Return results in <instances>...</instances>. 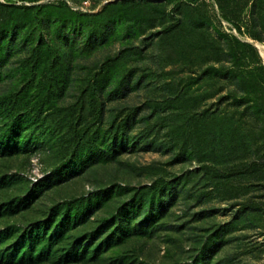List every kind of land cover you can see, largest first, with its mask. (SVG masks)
Masks as SVG:
<instances>
[{
    "label": "rangeland",
    "instance_id": "374dc122",
    "mask_svg": "<svg viewBox=\"0 0 264 264\" xmlns=\"http://www.w3.org/2000/svg\"><path fill=\"white\" fill-rule=\"evenodd\" d=\"M63 1L70 4L63 7ZM202 4L205 16L195 10ZM226 34L257 47L264 66V42L238 34L215 0H0V207L60 176L66 148L79 149V158H97L20 216H2L0 246H13L58 202L112 196L82 227L91 231L128 207L142 187L164 178L180 193L161 222L166 230L134 236L77 264H264V215L244 217L237 200H227L235 184L224 187L203 162L179 161L185 147L176 118L208 115L236 98L264 102L260 87L246 94L254 86L251 53L231 57ZM112 57L113 74L95 80ZM96 84L100 100L91 95ZM132 115L127 128L136 146L120 157L102 152L101 137L79 148L70 140L88 124L103 133ZM263 194L250 187L247 196ZM138 218L148 224L141 222L144 211Z\"/></svg>",
    "mask_w": 264,
    "mask_h": 264
},
{
    "label": "trees",
    "instance_id": "16d2710c",
    "mask_svg": "<svg viewBox=\"0 0 264 264\" xmlns=\"http://www.w3.org/2000/svg\"><path fill=\"white\" fill-rule=\"evenodd\" d=\"M215 1L222 18L231 23L238 34L264 42V0ZM61 5L66 6L67 2L63 1ZM202 7L203 4L198 5L195 10L200 16H205ZM209 18L210 16L205 17V19ZM225 36L231 57L238 61L241 59L238 52L248 50L251 58L254 59L255 68L250 73L254 86L247 87L246 94L256 93V87L264 89V66L256 48L241 42L234 35ZM33 53L39 54L37 46L34 47ZM116 61V57L106 59L95 72L94 79L102 80L110 77ZM224 70L225 68L221 66L218 72ZM232 73L230 71L229 77ZM92 88L91 95L100 100L97 84ZM119 95L124 97L125 92ZM7 109L3 110L4 114H7ZM98 113L100 115L96 117L102 118L103 112ZM69 114L66 118H69ZM6 116L11 118L9 114ZM134 117L135 115H132L116 126L113 122L103 133L99 127H95L92 123L88 124L71 133L70 140L79 148L78 146L83 143L95 145L96 139L101 137L104 147L102 152L110 158L120 157L128 149L136 146L137 138L132 137L127 128ZM175 123L178 128L176 133H180V138L178 136L177 138L183 139L182 146L185 147L179 151L181 153L179 161L203 162L201 167L208 168L207 174L219 177L224 182V187L235 184L233 189L236 193L227 200L236 199L240 207L239 213L244 217L253 214L264 215V194L259 198L247 196L250 187L264 191V102L262 99L236 98L233 102H227L223 110H215L208 115L202 113L187 116L181 120L176 118ZM2 141L10 147L15 144V142L9 143L8 139ZM78 151L79 149L76 148H66L64 150L67 155L66 163L59 169L60 176L48 182L42 190H30L26 196L16 197L2 204L0 218L20 216L31 209L45 191L62 185L74 175L91 167L97 160L90 154L85 158H79L76 155ZM197 155L200 158H197ZM51 174L53 173L49 170L47 176ZM39 183L41 181L37 182ZM178 191V184L161 178L151 185L142 187L132 196L128 207L121 208L117 216L101 220L91 231H83L82 227L91 223L92 216L107 198L111 200L112 196L94 200L87 194L86 199L75 198L58 202L47 212L45 218L30 222L26 227L28 234L21 236L13 246L7 250L0 246V255H3L0 257V264H77L94 260L134 236L143 237L151 235L154 231L166 230L167 226L161 222L167 218L174 206L176 197L180 194ZM142 211L145 213V218L141 222H147L146 226L137 222ZM7 252L11 253L10 257L4 256Z\"/></svg>",
    "mask_w": 264,
    "mask_h": 264
},
{
    "label": "built area",
    "instance_id": "2783aa9c",
    "mask_svg": "<svg viewBox=\"0 0 264 264\" xmlns=\"http://www.w3.org/2000/svg\"><path fill=\"white\" fill-rule=\"evenodd\" d=\"M67 2V1H66ZM67 3H69V2H67ZM70 4V3H69ZM31 180H32V182H37V180H36V178H31Z\"/></svg>",
    "mask_w": 264,
    "mask_h": 264
},
{
    "label": "bare ground",
    "instance_id": "6f19581e",
    "mask_svg": "<svg viewBox=\"0 0 264 264\" xmlns=\"http://www.w3.org/2000/svg\"><path fill=\"white\" fill-rule=\"evenodd\" d=\"M262 52V51H261Z\"/></svg>",
    "mask_w": 264,
    "mask_h": 264
},
{
    "label": "water",
    "instance_id": "95a60500",
    "mask_svg": "<svg viewBox=\"0 0 264 264\" xmlns=\"http://www.w3.org/2000/svg\"><path fill=\"white\" fill-rule=\"evenodd\" d=\"M257 48V47H256Z\"/></svg>",
    "mask_w": 264,
    "mask_h": 264
}]
</instances>
